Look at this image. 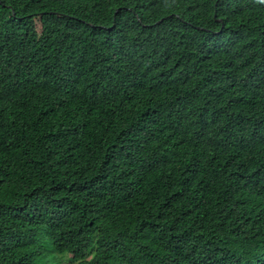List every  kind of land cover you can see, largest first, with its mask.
Instances as JSON below:
<instances>
[{
    "label": "trees",
    "instance_id": "16d2710c",
    "mask_svg": "<svg viewBox=\"0 0 264 264\" xmlns=\"http://www.w3.org/2000/svg\"><path fill=\"white\" fill-rule=\"evenodd\" d=\"M0 264H264V0H0Z\"/></svg>",
    "mask_w": 264,
    "mask_h": 264
}]
</instances>
